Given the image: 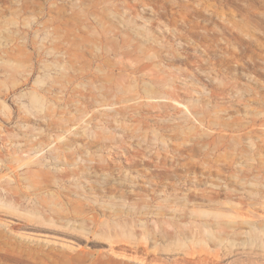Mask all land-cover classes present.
Instances as JSON below:
<instances>
[{
    "label": "rangeland",
    "instance_id": "374dc122",
    "mask_svg": "<svg viewBox=\"0 0 264 264\" xmlns=\"http://www.w3.org/2000/svg\"><path fill=\"white\" fill-rule=\"evenodd\" d=\"M0 264H264V0H0Z\"/></svg>",
    "mask_w": 264,
    "mask_h": 264
}]
</instances>
